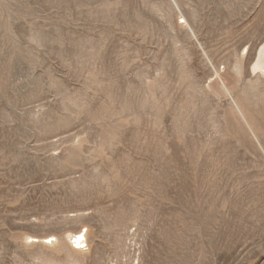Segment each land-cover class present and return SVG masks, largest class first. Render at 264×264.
Listing matches in <instances>:
<instances>
[{
  "label": "rangeland",
  "instance_id": "obj_1",
  "mask_svg": "<svg viewBox=\"0 0 264 264\" xmlns=\"http://www.w3.org/2000/svg\"><path fill=\"white\" fill-rule=\"evenodd\" d=\"M0 264H264V0H0Z\"/></svg>",
  "mask_w": 264,
  "mask_h": 264
},
{
  "label": "bare ground",
  "instance_id": "obj_2",
  "mask_svg": "<svg viewBox=\"0 0 264 264\" xmlns=\"http://www.w3.org/2000/svg\"><path fill=\"white\" fill-rule=\"evenodd\" d=\"M74 239H75V242L77 243V245L82 246V245H84V242L86 241V236L84 233L80 232L77 235H75Z\"/></svg>",
  "mask_w": 264,
  "mask_h": 264
}]
</instances>
